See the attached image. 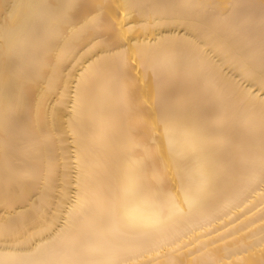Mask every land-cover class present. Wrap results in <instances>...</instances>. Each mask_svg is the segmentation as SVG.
<instances>
[{
  "label": "bare ground",
  "instance_id": "1",
  "mask_svg": "<svg viewBox=\"0 0 264 264\" xmlns=\"http://www.w3.org/2000/svg\"><path fill=\"white\" fill-rule=\"evenodd\" d=\"M0 264H264V0H0Z\"/></svg>",
  "mask_w": 264,
  "mask_h": 264
}]
</instances>
